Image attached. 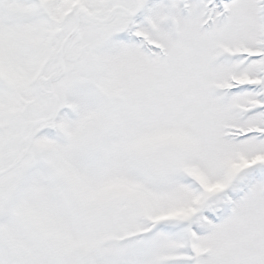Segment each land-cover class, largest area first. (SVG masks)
<instances>
[{"label":"snow or ice","instance_id":"obj_1","mask_svg":"<svg viewBox=\"0 0 264 264\" xmlns=\"http://www.w3.org/2000/svg\"><path fill=\"white\" fill-rule=\"evenodd\" d=\"M0 264H264V0H0Z\"/></svg>","mask_w":264,"mask_h":264}]
</instances>
